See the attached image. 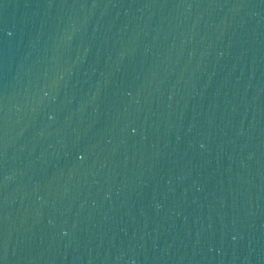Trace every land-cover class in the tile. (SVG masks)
<instances>
[{
  "label": "water",
  "instance_id": "water-1",
  "mask_svg": "<svg viewBox=\"0 0 264 264\" xmlns=\"http://www.w3.org/2000/svg\"><path fill=\"white\" fill-rule=\"evenodd\" d=\"M0 264H264V0H0Z\"/></svg>",
  "mask_w": 264,
  "mask_h": 264
}]
</instances>
